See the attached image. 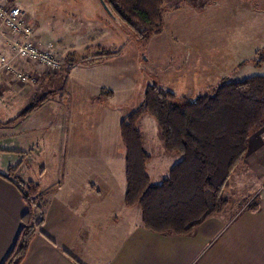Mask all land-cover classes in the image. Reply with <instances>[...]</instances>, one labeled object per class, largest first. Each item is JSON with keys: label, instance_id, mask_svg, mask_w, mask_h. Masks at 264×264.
<instances>
[{"label": "crops", "instance_id": "obj_1", "mask_svg": "<svg viewBox=\"0 0 264 264\" xmlns=\"http://www.w3.org/2000/svg\"><path fill=\"white\" fill-rule=\"evenodd\" d=\"M249 1L196 0L172 10L189 16L188 20L181 17L180 23L189 25L195 42L209 44L212 34L221 35L228 28L242 38H262L264 46V0L259 5H254L257 0ZM14 38L7 28H0V49L17 68L36 75L29 88L34 92V85L45 83L42 76L48 73L14 53ZM238 43L218 44L215 49L206 46L201 56L206 64L211 62L212 69L203 68L205 85L200 84L204 88L196 99L216 91L223 82L264 74V58L257 52L262 47L254 42L248 47ZM116 52L76 63L67 71L61 89L59 84L60 94L48 95L27 115L23 114L28 109L11 119L15 103L34 93L21 94L16 86L26 85L0 66V264L13 248L28 210L20 179L40 186L44 213L21 264H264V125L252 134L236 173L238 193L243 184L240 196L259 190L254 208L228 207L187 235L155 233L145 227L140 207L125 202L127 150L121 122L126 115L119 111L120 101L131 93L132 79L126 71L124 78L118 77L121 70L109 65V60L122 55ZM80 66L86 70L84 79L71 76ZM67 85L88 98L74 96L72 102L74 97H70L68 106L64 100ZM87 104L89 110L83 113L90 118L84 121L80 110ZM94 108L100 112L96 120L90 114L97 113L91 111ZM149 116L143 117L154 129ZM84 125L92 126V133L84 132ZM157 129L158 143L165 152ZM142 142L145 149L144 137ZM165 155L169 158L161 161L151 155L148 169L153 181L161 180L181 158L175 153Z\"/></svg>", "mask_w": 264, "mask_h": 264}, {"label": "trees", "instance_id": "obj_2", "mask_svg": "<svg viewBox=\"0 0 264 264\" xmlns=\"http://www.w3.org/2000/svg\"><path fill=\"white\" fill-rule=\"evenodd\" d=\"M104 3L106 11L117 22L133 28L143 42L162 31L165 0ZM116 53L101 51L81 58L93 62ZM67 55L71 59L76 53ZM45 99L36 101L23 115ZM175 99L174 93L159 84H149L142 104L121 122L127 150L125 202L140 207L147 229L187 235L232 203L231 197L237 192V170L245 160L252 134L264 125V74L223 82L212 95L194 101L177 103ZM145 115L156 120L165 152L181 155L159 181H153L149 174L151 155L143 147V131L138 126ZM22 194L28 205L22 216L24 225L2 264H21L36 236V227L43 223L42 208L39 217L35 212L39 209L36 198L40 186L29 181Z\"/></svg>", "mask_w": 264, "mask_h": 264}, {"label": "rangeland", "instance_id": "obj_3", "mask_svg": "<svg viewBox=\"0 0 264 264\" xmlns=\"http://www.w3.org/2000/svg\"><path fill=\"white\" fill-rule=\"evenodd\" d=\"M195 1L196 0H165L164 25L162 31L153 35L148 42H143L139 39L133 28H129L121 22H117L106 11L101 0H8V3L21 7L24 11L25 19L33 23L37 41L43 46L53 43L52 45L62 58V67L55 73H48L46 76H42L45 79V83L34 85V92H32V89H29L31 83L34 84V82L22 84L26 85V87L16 86L21 94H34H32L33 96L31 98L21 99L17 102L15 100L16 111L12 112L9 118L15 117L18 112L29 110L36 101L43 99L44 95V98H46L45 100H47V97H49L48 95L51 96L55 93L60 94L59 84L62 83L61 89L70 67L78 63V61L84 60L81 58V55L90 57L88 55H94L101 51H120L122 55L116 58L113 57V59L109 60V65L115 66L118 70H121L122 73H119L118 77L121 75L124 78L126 71V75L131 76L132 79L131 93L127 95L126 100L120 101L123 102V105L119 112L124 116H127L142 104L146 87L153 83L159 84L165 91L174 93L177 103L195 100L199 92L204 88L201 87L200 84L205 85L206 79L203 74V68L207 66L212 69L211 62L206 64L204 58L201 56L206 46L215 49L218 44L225 45L238 41L240 42L238 43L240 46L243 45L244 47H248L254 42L258 47H262L257 52L260 57L264 58L262 38H242V36L232 33V30L228 28H226L221 35L218 33L212 34L209 39V44H202L199 42V39L195 42L196 38L190 35L189 31H191V29L189 25L180 23L181 17H184V20H188L189 16L186 13L181 15L176 14L177 9L172 10L177 6L182 7L189 3L192 5L191 3ZM249 2L253 3V0ZM259 4V0L254 2V5ZM187 7H191L190 9H192L193 6H186L185 8ZM250 22L255 26L253 20L250 19ZM252 29L256 28L252 27ZM55 34H57L56 40L50 41L49 38H51V36L54 38ZM69 52L76 53V56L72 55L70 59L67 55ZM190 52H192V56L189 55ZM251 74L253 73L248 75ZM71 76L84 79L87 76L86 70L85 68L83 69V66H80L79 69L73 71ZM82 86L85 88V85L82 84ZM206 86L209 87V85ZM208 87L207 90L209 89ZM195 89L197 92L194 95L193 91ZM28 90H30L29 93H27ZM63 92L64 91L61 93ZM214 92V90H211L209 95H212ZM64 93V100L70 107L71 103L76 100L74 96H80V98L84 97V99L88 98L87 94L71 85L66 86ZM70 97H74L72 102H70ZM82 108L80 113L82 114L83 120L86 121L90 118L88 115L89 113H83V111L89 110L88 104L84 105ZM91 111L97 112L90 113L91 116H96L94 119L96 120L97 116H100L99 110L94 108ZM146 118L147 117H142L138 124L139 128L143 131L145 149L156 160L161 161L169 158L165 155L167 153L163 151L160 143H158L156 136L158 127L155 119L150 116L148 117L151 122H153L154 129H152V126H150L151 123L148 122ZM99 119L100 118H98V120ZM110 121H113L112 116ZM11 123L12 121L7 124L10 125ZM83 128L86 129L84 132L92 133V126L84 125L82 126V129ZM76 131L82 132L79 131V129ZM159 140V142H162L161 137H159ZM175 154L179 156V158L181 157L179 154ZM24 180L25 179H20L22 188L28 185V182ZM242 190L243 184L239 185V192L241 193ZM258 191L259 190H254L248 197H242L240 193L237 192L236 195L231 197L232 203L229 207H236L239 209L242 208L243 205H247L248 207L250 205L253 206L257 200L255 195ZM36 199L38 200L39 209H35V212L39 217L38 213H40L42 208V195H39Z\"/></svg>", "mask_w": 264, "mask_h": 264}, {"label": "built area", "instance_id": "obj_4", "mask_svg": "<svg viewBox=\"0 0 264 264\" xmlns=\"http://www.w3.org/2000/svg\"><path fill=\"white\" fill-rule=\"evenodd\" d=\"M0 28H7L15 37L14 53L46 73H55L62 67V58L53 45L43 46L35 37L34 25L25 19L21 7L0 0ZM0 66L8 70L15 80L27 84L35 82L36 75L12 64L10 56L0 49ZM1 83V79H0Z\"/></svg>", "mask_w": 264, "mask_h": 264}, {"label": "water", "instance_id": "obj_5", "mask_svg": "<svg viewBox=\"0 0 264 264\" xmlns=\"http://www.w3.org/2000/svg\"><path fill=\"white\" fill-rule=\"evenodd\" d=\"M102 4L104 5L105 9L108 10V7L106 6V4L104 3V0H101Z\"/></svg>", "mask_w": 264, "mask_h": 264}]
</instances>
